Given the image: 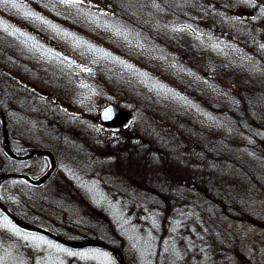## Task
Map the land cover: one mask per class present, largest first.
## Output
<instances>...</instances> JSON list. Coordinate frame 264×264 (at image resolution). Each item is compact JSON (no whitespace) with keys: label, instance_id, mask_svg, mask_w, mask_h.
Segmentation results:
<instances>
[{"label":"rangeland","instance_id":"1","mask_svg":"<svg viewBox=\"0 0 264 264\" xmlns=\"http://www.w3.org/2000/svg\"><path fill=\"white\" fill-rule=\"evenodd\" d=\"M109 104L127 114L124 123L102 122ZM0 109L18 150L56 156L44 186H1L17 204L29 198L21 206L39 223L69 238L131 244L127 257L140 264L137 239L126 242L87 203L90 191L71 186L92 178L114 206L137 197L140 208L161 204V219L197 212L214 244L233 248L214 264H264V0H0ZM39 158L28 164L36 177L50 166ZM4 171L17 168L0 118ZM0 264L117 262L97 247L70 249L25 231L0 212Z\"/></svg>","mask_w":264,"mask_h":264},{"label":"trees","instance_id":"2","mask_svg":"<svg viewBox=\"0 0 264 264\" xmlns=\"http://www.w3.org/2000/svg\"><path fill=\"white\" fill-rule=\"evenodd\" d=\"M125 2L127 4H130V0H125ZM230 71H232L231 73L233 74L242 75L241 70L238 71L234 69ZM135 81L138 80H132L130 87L133 86V83H136ZM141 82L143 83L144 81ZM11 144L16 152H24V149H17L13 139H11ZM39 159L40 158L30 161L12 162L17 168V171L25 172L32 176H36L37 174L28 167V164L32 163L33 161L36 162ZM87 179L80 183L73 178L71 186L76 188L82 195H84L85 193L84 189L87 190V192L90 191L88 193H85L87 203H89L93 207L100 208L99 210L104 213L103 215L107 217L108 221L109 218H111L110 224L113 226L114 230L117 232L118 229L119 232H124V234H126V242L127 240L131 241L133 238L137 239V241L134 242H136L137 246L141 247L144 250V252H142V262H140V264H214V258L219 259L220 256V259L225 261V259L229 258L230 254L233 253V248H220L217 247L216 244H214L213 241H215L216 238L213 240L210 235L209 228L204 223V221L201 219L193 218L194 215L199 217L201 216L197 214V212H195L194 210H192L188 220L182 219L181 217H173V215V218L166 219V217H162L161 219L160 216L165 215V209L161 208V204L159 203L154 206L157 202H154L150 205L147 203L148 206L145 205L143 207L141 206L140 208L138 207L139 204H137L136 197L134 198V200L126 201L125 204H122L120 206H114L111 205L109 201H105L106 198L103 196L105 193L103 194V192H100L97 194L94 191L97 188L98 183H96V181L92 178ZM13 181H18L22 183V192H30L36 190V188L30 186L22 180ZM1 186H3V184H1L0 187ZM10 195L11 193L6 192L5 194L3 188H0V197L12 212L22 217L26 221L43 225L54 232L66 236L65 231L61 232L59 228L51 226V223L49 221H46L41 224L39 223L38 219L29 217L27 215V211L23 205L21 206V203L25 204L26 202H28L29 198L27 199L26 196L22 195L19 198L20 203L17 204L14 201V199H16L13 197L14 195L9 197ZM117 207L121 210L114 211L113 208ZM195 209L200 210L201 207L195 206ZM154 212L155 214H153ZM168 216L170 217L171 214H169ZM161 220L162 229L158 228L157 230L155 229V232L151 231L149 224L157 225V223H159L158 221ZM241 239L242 237H240L238 240ZM107 241L124 250L126 256L128 251L133 249V246L131 244H127L126 246L125 244H122L120 241L117 240ZM240 250L242 249L240 248ZM128 261L130 262V264H136L135 260H129L128 258ZM231 261L232 260H229L228 264H232Z\"/></svg>","mask_w":264,"mask_h":264},{"label":"water","instance_id":"3","mask_svg":"<svg viewBox=\"0 0 264 264\" xmlns=\"http://www.w3.org/2000/svg\"><path fill=\"white\" fill-rule=\"evenodd\" d=\"M0 118L2 121V132H3V144L4 150L7 155L14 160L18 161H25L30 160L39 156H45L50 159V167L47 172L39 178H33L26 173H19V172H2L0 173V183L8 179H21L25 182L31 184L35 187H41L51 178L52 174L54 173L57 165V161L55 158L54 153L49 149H34L26 154H19L13 151L10 137L7 129V116L3 110L0 109ZM127 119V114L121 111L116 105L109 104L103 108L101 111V120L104 124H113V125H121ZM0 210L12 220L17 226L20 228L43 234L61 244H64L71 248H85L90 246L104 248L109 251L113 256H115L119 262V264H129L124 255V252L104 240L98 238H88L83 240H71L68 239L60 234L54 233L49 229L35 225L30 222H26L19 216L15 215L10 211V209L0 200Z\"/></svg>","mask_w":264,"mask_h":264},{"label":"flooded vegetation","instance_id":"4","mask_svg":"<svg viewBox=\"0 0 264 264\" xmlns=\"http://www.w3.org/2000/svg\"><path fill=\"white\" fill-rule=\"evenodd\" d=\"M259 163H260L259 165H263V166H264V159H260V160H259ZM260 167H261V166H260Z\"/></svg>","mask_w":264,"mask_h":264},{"label":"snow or ice","instance_id":"5","mask_svg":"<svg viewBox=\"0 0 264 264\" xmlns=\"http://www.w3.org/2000/svg\"><path fill=\"white\" fill-rule=\"evenodd\" d=\"M72 2H78V0H72ZM13 6H15V5H13Z\"/></svg>","mask_w":264,"mask_h":264}]
</instances>
